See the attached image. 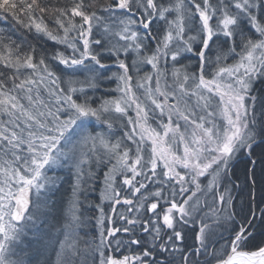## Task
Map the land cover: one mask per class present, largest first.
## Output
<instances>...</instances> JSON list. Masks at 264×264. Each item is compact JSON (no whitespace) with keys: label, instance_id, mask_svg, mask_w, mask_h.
<instances>
[{"label":"snow or ice","instance_id":"snow-or-ice-1","mask_svg":"<svg viewBox=\"0 0 264 264\" xmlns=\"http://www.w3.org/2000/svg\"><path fill=\"white\" fill-rule=\"evenodd\" d=\"M0 20V264H264V0Z\"/></svg>","mask_w":264,"mask_h":264},{"label":"trees","instance_id":"trees-1","mask_svg":"<svg viewBox=\"0 0 264 264\" xmlns=\"http://www.w3.org/2000/svg\"><path fill=\"white\" fill-rule=\"evenodd\" d=\"M0 27H3L6 30H8L10 25H9V23L7 21L0 20ZM18 36H19V33H14V38H17ZM40 43L43 44L44 42L40 41ZM48 43H49V45L51 44V42H48ZM66 187H67V185H64V188H66ZM63 191H64V189L62 188L61 192L56 194L57 198H59L63 194ZM95 195H97V194H95ZM40 226L43 227V225H40ZM85 231H91V226H89L88 229H85Z\"/></svg>","mask_w":264,"mask_h":264},{"label":"rangeland","instance_id":"rangeland-1","mask_svg":"<svg viewBox=\"0 0 264 264\" xmlns=\"http://www.w3.org/2000/svg\"><path fill=\"white\" fill-rule=\"evenodd\" d=\"M97 195H98V193H97Z\"/></svg>","mask_w":264,"mask_h":264}]
</instances>
